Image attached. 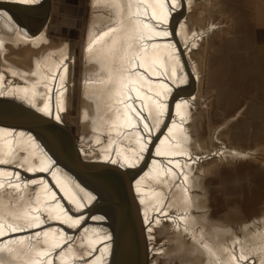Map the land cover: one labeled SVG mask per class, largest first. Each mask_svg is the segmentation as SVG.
I'll return each instance as SVG.
<instances>
[{
	"label": "bare ground",
	"instance_id": "obj_1",
	"mask_svg": "<svg viewBox=\"0 0 264 264\" xmlns=\"http://www.w3.org/2000/svg\"><path fill=\"white\" fill-rule=\"evenodd\" d=\"M98 2L101 4L100 0H88L86 5ZM193 4L194 0L111 2L107 5L117 14L113 23L118 22L112 26L113 34L98 36L88 50L81 43L60 38L63 41L53 53L58 60H51V52L44 49L52 43L38 34L36 27L47 23L50 0H0V55L7 49L2 30L7 31L11 23L26 31L17 40L28 43L24 51L29 49L26 56L18 52L25 61L22 77L11 70L18 66L8 64L11 67L5 68L12 76L35 77L25 86H16L3 82L0 75V120L51 121L58 124L60 133L48 137L27 128L0 127V193L10 194L13 202L8 221H27L20 227L0 224V264H30L17 257L15 252L21 246L32 247V254L45 246L35 263L49 262L59 244L70 241L84 225L80 236L87 238L91 248H99L87 264H133L134 231L130 235L125 232L127 238L114 254L115 238L119 241L127 226L123 218L118 223L113 203L122 192L108 193L73 174L71 160L60 145L63 141L73 161L78 153L86 162L125 170L129 175L139 173L133 177L132 193L145 236L164 219L186 226L190 221L185 210L188 199L194 207H203L192 192L203 173L195 174L194 166L203 157L191 151L200 147L190 134L192 92L200 86L197 66L191 62L196 37L187 29L191 24L182 22ZM38 50L42 51L34 57ZM88 52L92 55L86 58ZM218 54L215 62L221 70L226 69V61L237 58L230 49ZM75 63L88 69L75 74ZM50 64L48 71L42 70ZM76 146L79 152L75 153ZM168 198L171 201L166 205ZM172 203L179 206L175 215L170 211L175 209ZM207 225L214 233L224 231L220 223ZM51 245L56 246L54 252ZM237 247L235 256L226 247L214 255L219 261L227 256L232 263L238 257L241 264H264V237ZM184 251L201 264L199 249ZM59 260L68 264L70 259L63 255Z\"/></svg>",
	"mask_w": 264,
	"mask_h": 264
},
{
	"label": "rangeland",
	"instance_id": "obj_2",
	"mask_svg": "<svg viewBox=\"0 0 264 264\" xmlns=\"http://www.w3.org/2000/svg\"><path fill=\"white\" fill-rule=\"evenodd\" d=\"M100 1L101 4L98 2L99 5L92 4V7L84 5L83 15L78 16L74 12L78 7L76 0H50L49 18L47 23L44 22L43 27L50 29L53 26L55 33L42 31L39 25L36 27L38 34H44L45 39L47 37L52 43L46 44L49 48L44 49L51 52V60H58V55L53 53L58 50L57 44L63 41L60 38L74 41L76 45L81 43L82 48L88 50L98 36L111 35L112 26L118 25L116 21L113 23L117 14L112 6L107 4L119 0ZM123 1L125 3L126 0ZM52 4L56 6L55 9H52ZM88 8H90L89 13H87ZM64 20L81 21L80 42L73 35H68L69 31L75 32L80 27L76 28L75 23L74 27H70L66 25L67 22L64 24ZM118 20L120 18H117ZM182 22L191 24L187 29L194 38L196 37L192 46L191 62L197 66L200 86L191 91L195 99L191 105V119L194 122L190 134L194 144L201 148L199 150L192 147L191 151L203 157L199 164L194 166L195 174L197 175L201 170L203 173L199 186L192 189V192L202 200L203 207L199 209L194 207V203H190L188 199L184 207L189 212L187 215L190 221L188 223L182 221L186 226L175 225L168 219L156 224L149 237L146 235V239L144 238L148 252L146 262L147 264H198L199 262L193 257L184 254V249L197 248L203 256L201 264L206 262L207 264H241L237 262L238 257L233 258L234 263H232L227 256L219 261L215 255L226 247V251L232 250L235 256L240 248L237 246H240L241 242L260 240L264 237V218H262L264 212V178H262L264 177V0H194ZM11 24L13 25H10L7 31L2 30L3 42L7 49H4L0 55V75L3 74V82L6 84L25 86L28 80L35 81V77L30 75L20 78L24 75L21 71L24 69L25 61L18 52L26 56L25 52L29 49L24 51L23 48L28 43H21L17 39L19 34L26 31L19 24ZM57 29L61 32L66 31L64 33L67 35L60 33L57 35ZM228 49L232 50L237 58L234 61H226L223 64L226 69L221 70L217 67L215 59L220 56L218 52ZM41 51L35 52L34 57ZM91 55L88 52L86 58ZM8 64L18 66L17 70H11L16 71L20 77L12 76L7 72L5 67H11ZM51 65H47L42 70L48 71ZM80 65L75 63L74 72L77 66L75 74L88 69L85 64L81 67ZM60 145L71 160L70 152L65 147L66 142L63 141ZM81 156L80 154L79 157L82 158ZM228 170L231 171L226 174ZM11 199L10 194L0 193V224L20 227L27 221L23 220L24 223L8 221L7 215L13 203ZM170 201L168 198L165 201L166 205ZM113 203L118 209V223L122 219L121 213L127 218L130 217V214H126V210H123L121 199H113ZM171 206L173 208L175 204L172 203ZM178 207L176 205L174 210H170L172 215L177 214ZM213 222L220 223L224 231L214 233L208 229L207 223ZM85 227L86 225L79 229L70 241L60 243L58 250L53 254V260L49 259V262L44 264H64L59 260V257L63 260V255L70 259L68 264H87L92 261L99 248H91L92 245L87 242V238L80 236ZM138 235L135 234L133 264H141L144 247ZM77 240L79 242L75 244ZM213 243L218 245L213 246ZM21 247L15 252L17 257L21 258L23 263H26L27 259L28 262L31 261L30 264H36L37 255L45 246L39 247V250L35 249L32 251L33 254L32 247L29 249ZM54 247L56 246L50 247L53 252ZM243 251L248 252L246 248Z\"/></svg>",
	"mask_w": 264,
	"mask_h": 264
},
{
	"label": "water",
	"instance_id": "obj_3",
	"mask_svg": "<svg viewBox=\"0 0 264 264\" xmlns=\"http://www.w3.org/2000/svg\"><path fill=\"white\" fill-rule=\"evenodd\" d=\"M86 1L88 0H76V3H78V7L74 9V12L78 16L83 15V6L86 5ZM54 4V3H53ZM52 4V9L56 8V6H53ZM86 11V9H85ZM53 21H56V18L53 19ZM52 19H51V24H52ZM59 22H61V19H59ZM69 25L70 27H74V23L76 28L80 27L79 30L76 29L75 32L69 31V36H74L75 39L81 38L82 31L81 29V21H71V20H64V24ZM44 23H40L39 27L42 29V31L49 32L50 34L55 33V30L53 26H51L50 29L44 28L43 25ZM66 31H59L57 29L56 34L58 35L59 33L62 35H67V33H64ZM0 123L2 127H16V128H27L31 129L34 131H37L42 134L50 135L52 132L54 134L60 135V133L57 130L58 124L51 122V121H43L41 119H36V121H31V122H24V121H2L0 120ZM46 124V125H45ZM66 127V126H65ZM74 152H78L77 146L75 147ZM78 155V153H77ZM73 157L71 159V167L73 169V174H75L79 179L83 180H89L93 182L95 185H98L99 187H102L105 191L108 193L112 191H121V195L116 196L117 199H121L122 202V208L123 210L125 207H127L126 214H130V217L127 218L124 215L121 217L125 222L127 223L126 227L123 228L124 232L121 234L119 241H117V238H115V244H114V254L116 256L117 254V249H115L118 245L123 244L125 239L127 238V234L130 232L134 231V233L142 239L144 243V247L142 250V255H141V264H147L146 260L148 257V252L146 249V244H145V235H144V227H142V222H141V216L139 213V206L135 201V198L132 193V183H133V177H136L139 173L137 171H134L133 174H127L125 170H118L116 168H111L108 167L106 168L104 165L101 164H96V163H87L84 162L79 155ZM143 167V165H142ZM145 167V166H144ZM143 167V169H144ZM104 184V185H102ZM107 184H109V187ZM108 189V190H107ZM121 216V215H120ZM122 220V219H121ZM144 226V225H143ZM135 227V228H134ZM120 230V229H119ZM125 232L127 234H125ZM118 236V234H117ZM113 264V262H112Z\"/></svg>",
	"mask_w": 264,
	"mask_h": 264
}]
</instances>
